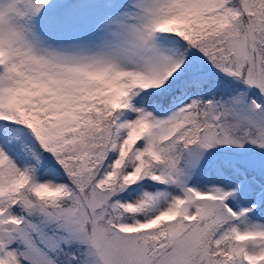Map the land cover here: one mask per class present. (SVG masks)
<instances>
[{
	"label": "snow or ice",
	"instance_id": "6c2138e0",
	"mask_svg": "<svg viewBox=\"0 0 264 264\" xmlns=\"http://www.w3.org/2000/svg\"><path fill=\"white\" fill-rule=\"evenodd\" d=\"M0 264H264V0H0Z\"/></svg>",
	"mask_w": 264,
	"mask_h": 264
}]
</instances>
